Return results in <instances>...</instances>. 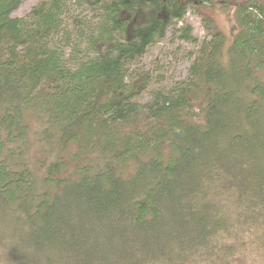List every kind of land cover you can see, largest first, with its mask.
Returning <instances> with one entry per match:
<instances>
[{"label": "trees", "instance_id": "1", "mask_svg": "<svg viewBox=\"0 0 264 264\" xmlns=\"http://www.w3.org/2000/svg\"><path fill=\"white\" fill-rule=\"evenodd\" d=\"M23 2L0 0V264H264V0ZM170 30L198 51L149 90L131 65Z\"/></svg>", "mask_w": 264, "mask_h": 264}, {"label": "rangeland", "instance_id": "2", "mask_svg": "<svg viewBox=\"0 0 264 264\" xmlns=\"http://www.w3.org/2000/svg\"><path fill=\"white\" fill-rule=\"evenodd\" d=\"M42 0H24L19 9L14 13V16H26L36 5ZM222 1V0H218ZM233 3V2H232ZM75 10V9H74ZM204 12L212 13L217 27L230 35L234 26V19L231 14H227L225 10H215L209 7L202 8ZM79 13V11H78ZM85 14L89 18L93 17L91 11ZM190 25L193 29V35L203 40L207 37V31L203 24L201 12L196 11L191 7L187 15L179 23V27L183 25ZM199 44L184 41L178 35H173L172 31H168L166 35L156 41L153 45L147 48L145 53L131 65V73H144L149 76V90L168 88L177 82L186 79L189 72V67L193 62V54H196ZM150 92H144L140 100L146 102L149 100ZM18 221L17 230H14L12 225L11 233L18 232L21 228L19 217L15 218Z\"/></svg>", "mask_w": 264, "mask_h": 264}]
</instances>
